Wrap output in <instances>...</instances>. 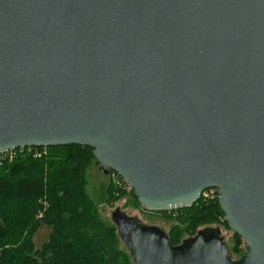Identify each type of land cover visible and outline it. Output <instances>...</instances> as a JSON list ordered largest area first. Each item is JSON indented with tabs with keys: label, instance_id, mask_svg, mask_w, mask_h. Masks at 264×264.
Returning <instances> with one entry per match:
<instances>
[{
	"label": "water",
	"instance_id": "1",
	"mask_svg": "<svg viewBox=\"0 0 264 264\" xmlns=\"http://www.w3.org/2000/svg\"><path fill=\"white\" fill-rule=\"evenodd\" d=\"M67 144L145 211L218 188L245 243L114 212L136 264H264V0H0V151Z\"/></svg>",
	"mask_w": 264,
	"mask_h": 264
},
{
	"label": "trees",
	"instance_id": "2",
	"mask_svg": "<svg viewBox=\"0 0 264 264\" xmlns=\"http://www.w3.org/2000/svg\"><path fill=\"white\" fill-rule=\"evenodd\" d=\"M47 150L46 157L24 154L0 166V264H136L128 246H120L117 227L103 220L86 190L87 169L99 164L92 148L67 144ZM111 192L109 185L107 199ZM132 195L136 199L133 190ZM155 213L175 220L164 232L173 245L201 230L229 228L216 198ZM41 226L50 230L36 246ZM232 242L229 256L237 259L244 239L233 232Z\"/></svg>",
	"mask_w": 264,
	"mask_h": 264
},
{
	"label": "rangeland",
	"instance_id": "3",
	"mask_svg": "<svg viewBox=\"0 0 264 264\" xmlns=\"http://www.w3.org/2000/svg\"><path fill=\"white\" fill-rule=\"evenodd\" d=\"M43 154L44 155H41V157H46L48 155V150ZM30 155L40 158L35 153L34 155ZM109 170L110 169L106 170V168H101L100 164L97 163H91L87 169L86 190L95 203L97 211L103 220L109 224L115 225L113 213H121L122 215L133 217V220L137 222L138 226H156L160 230L168 232L170 227L175 224V220L172 218L167 219L159 213L142 210L132 195L133 189L129 191L118 189L113 185ZM109 185L112 186L111 193L113 196L107 199V188ZM40 215H42V211ZM219 229L218 236L221 238V241L227 245L228 249H231L233 244V231L223 226H219ZM49 230V227L46 226H41L39 228L34 235V243L36 246H40L42 242L47 239ZM184 237L186 239L188 235ZM119 244L123 249L128 250L126 240L121 237L119 238Z\"/></svg>",
	"mask_w": 264,
	"mask_h": 264
},
{
	"label": "built area",
	"instance_id": "4",
	"mask_svg": "<svg viewBox=\"0 0 264 264\" xmlns=\"http://www.w3.org/2000/svg\"><path fill=\"white\" fill-rule=\"evenodd\" d=\"M47 146H19L10 148L5 151H0V166L5 162H12L15 158L24 154H37L38 157L44 155ZM110 177L113 185L118 189L132 190V187L125 181V179L116 171L110 169ZM219 189L216 187L205 188L201 194L200 199H217Z\"/></svg>",
	"mask_w": 264,
	"mask_h": 264
}]
</instances>
